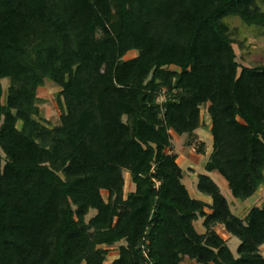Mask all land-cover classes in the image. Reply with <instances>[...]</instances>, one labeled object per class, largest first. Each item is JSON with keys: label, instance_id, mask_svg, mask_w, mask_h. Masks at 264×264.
I'll return each mask as SVG.
<instances>
[{"label": "trees", "instance_id": "1", "mask_svg": "<svg viewBox=\"0 0 264 264\" xmlns=\"http://www.w3.org/2000/svg\"><path fill=\"white\" fill-rule=\"evenodd\" d=\"M233 18L264 27V0H0V264H264V204L235 214L206 173L193 198L172 150L171 130L205 152V107V169L242 201L264 184V61H238Z\"/></svg>", "mask_w": 264, "mask_h": 264}, {"label": "rangeland", "instance_id": "2", "mask_svg": "<svg viewBox=\"0 0 264 264\" xmlns=\"http://www.w3.org/2000/svg\"><path fill=\"white\" fill-rule=\"evenodd\" d=\"M230 22L234 27L240 29V37L241 39L245 40L244 47H240L237 44L234 45L238 61L242 65L247 66L255 65L259 61H264V27L247 25L245 22L238 18H233L230 20ZM136 55V51H131L125 56V58H132ZM171 68L178 69L174 66H171ZM2 83L4 88L7 89L10 84V79L5 78L2 80ZM60 90L61 87L50 79H46L45 85L40 87L38 90V95L44 99V102L41 104L42 119L44 122L50 123L51 125H54L59 121L60 115L62 113V108L56 99V95ZM202 113L206 125L207 121H209V125H207L206 128L202 127L201 129H199L203 140H205L206 142L205 152L199 153L197 145H194L192 147L185 146V137L177 134L173 130L172 150L176 152L179 156L178 161L182 165L184 170L183 182L186 184L190 195L193 198L201 199L211 203V196L204 194L197 187L198 175L200 173H208V171L205 169V163L208 160L209 154L212 151L213 147V136L210 130L211 123L209 120L210 115L207 113L205 107L202 108ZM211 172L213 179L220 186L222 193L227 198L228 202L231 205V209L235 214L244 217L246 216L251 207L261 206L264 204V184L261 185L259 190L253 196L242 201L232 194L226 179L219 172ZM124 176V194L125 196H127L128 192L135 190L136 186L131 179V174L129 171H125ZM103 195L105 198H107L108 193L106 191H103ZM206 211H210V209L206 208ZM95 214L96 209H91L89 214L86 216V219L88 220L91 216ZM194 224L199 232L205 231V227L203 226V217H200L198 220H196ZM215 228L217 232L227 240V243L231 248L234 256L238 257V246L240 244V239L228 232L224 224H217ZM125 243V241H121L109 247L110 252L107 256L106 263H110L119 256V247L121 244ZM260 250L264 255V244L260 247ZM183 264H197V262L195 260L185 258Z\"/></svg>", "mask_w": 264, "mask_h": 264}, {"label": "crops", "instance_id": "3", "mask_svg": "<svg viewBox=\"0 0 264 264\" xmlns=\"http://www.w3.org/2000/svg\"><path fill=\"white\" fill-rule=\"evenodd\" d=\"M209 120H210V118H209ZM207 125H209V121H207ZM201 129V128H200ZM171 133H172V130H171ZM197 133L199 134V136H200V138L203 140V138H202V136H201V134H200V131H199V129L197 130ZM205 141V140H204ZM211 153V152H210ZM210 155V154H209ZM179 158V157H178ZM178 163H179V161H178ZM180 164V163H179ZM180 166L182 167V165L180 164ZM190 167V166H189ZM182 169H183V167H182ZM218 172V171H217ZM183 174H184V170H183ZM206 174H208V175H210L212 178H213V176H212V172H209L208 171V173H206ZM227 181V180H226ZM227 184H228V182H227ZM186 185V184H185ZM103 191H105V190H103ZM133 191V190H132ZM107 192V191H106ZM209 203V202H208ZM208 212H210V211H208Z\"/></svg>", "mask_w": 264, "mask_h": 264}, {"label": "built area", "instance_id": "4", "mask_svg": "<svg viewBox=\"0 0 264 264\" xmlns=\"http://www.w3.org/2000/svg\"><path fill=\"white\" fill-rule=\"evenodd\" d=\"M164 99V97L162 96V97H160V100H163Z\"/></svg>", "mask_w": 264, "mask_h": 264}]
</instances>
